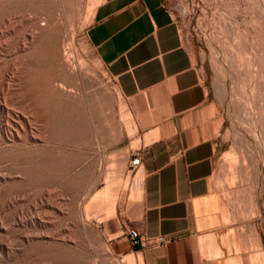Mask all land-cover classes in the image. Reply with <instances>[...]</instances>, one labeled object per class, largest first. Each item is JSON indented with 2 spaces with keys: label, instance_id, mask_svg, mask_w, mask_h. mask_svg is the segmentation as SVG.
I'll return each mask as SVG.
<instances>
[{
  "label": "rangeland",
  "instance_id": "1",
  "mask_svg": "<svg viewBox=\"0 0 264 264\" xmlns=\"http://www.w3.org/2000/svg\"><path fill=\"white\" fill-rule=\"evenodd\" d=\"M98 1L0 0V102L14 106L13 111L32 124L13 141L4 136L5 115L0 114V264H105L104 259L135 264L122 252L126 246L116 242L117 234L108 231L114 226L116 197L130 175L123 145L134 123L129 103L85 45L84 32ZM257 1L264 8V1ZM166 4L206 68L225 117L226 153L217 188L226 191L235 214L255 219L260 226L263 244L251 264H264L263 150L242 120L249 101L255 109V130L260 134L264 127L256 109L264 112L260 72L264 25L255 18V0H166ZM48 22L52 29L47 34L57 39L53 50L58 45L63 51L69 48L73 31L72 56L76 54L70 60L83 61L86 74L80 70L82 63L77 62L80 67L72 63L70 72L60 62L41 61L38 41ZM72 72L77 77L71 80ZM258 81L262 83L257 89ZM32 85L37 86L33 93L28 92ZM42 95L45 104L39 100ZM232 99L240 103V116L230 108ZM233 129L247 134L245 143ZM43 161L54 164L52 180L28 182V171Z\"/></svg>",
  "mask_w": 264,
  "mask_h": 264
},
{
  "label": "crops",
  "instance_id": "2",
  "mask_svg": "<svg viewBox=\"0 0 264 264\" xmlns=\"http://www.w3.org/2000/svg\"><path fill=\"white\" fill-rule=\"evenodd\" d=\"M84 38L133 116L123 151L128 168L133 154L140 163L116 197L113 228L106 224L124 255L135 264H251L263 233L217 188L225 117L166 0H99ZM129 228L166 241L132 246Z\"/></svg>",
  "mask_w": 264,
  "mask_h": 264
},
{
  "label": "bare ground",
  "instance_id": "3",
  "mask_svg": "<svg viewBox=\"0 0 264 264\" xmlns=\"http://www.w3.org/2000/svg\"><path fill=\"white\" fill-rule=\"evenodd\" d=\"M257 0H255V10H256V12H255V18H257V20L262 24V25H264V8L261 6V4L257 1ZM264 1V0H263ZM64 3H65V1H64ZM8 4V3H7ZM50 16V15H49ZM77 16V15H76ZM75 16V17H76ZM74 17V16H73ZM72 17V18H73ZM33 18V17H32ZM52 17H50V21L53 19H51ZM10 22V21H9ZM33 22V21H32ZM47 22V21H46ZM72 23L74 22L73 20L71 21ZM30 23H31V21H30ZM49 23V22H48ZM34 24V23H33ZM50 24H52V23H49V24H46L47 25V28L46 29H42L41 30V32L40 33H42V34H45V36L43 37V39H42V41L40 40V41H38L39 43L41 42V44H40V49H38V51L39 50H41V52L39 53V58L41 59V61L42 62H44L46 65H51V64H53L54 62H60L63 66H67L66 67V70H67V68H68V66H69V68L71 67V65H72V63H73V61H72V63H71V57L72 58H74L73 56H75V54L72 56V52H75L74 51V34H73V31H72V35H71V44H70V47L69 48H67V46H65L67 49H65L64 51L61 49V47H59V45L57 46L58 48H56V50H53V49H51V44L52 43H54V41H55V39L56 38H53V37H49V35L47 34L48 33V31L50 32V30L52 29L51 28V25ZM45 25V24H44ZM53 26V25H52ZM55 26V25H54ZM71 26V25H70ZM8 27V26H7ZM36 27V26H35ZM6 28V27H5ZM9 28V27H8ZM13 28V27H12ZM42 28V27H41ZM44 28V27H43ZM73 28V27H72ZM15 30V29H14ZM35 30V29H34ZM37 32H39V31H37ZM55 32V31H54ZM34 34H35V31L33 32ZM51 33V32H50ZM75 33V32H74ZM33 34V35H34ZM32 36V35H31ZM70 36V35H69ZM22 37H24V36H22ZM39 37V36H38ZM24 39V38H23ZM28 39V38H27ZM26 39V40H27ZM31 39H32V37H31ZM34 40H36V39H34ZM23 42H24V40H22ZM27 41H32V40H27ZM56 41H57V39H56ZM55 41V42H56ZM22 42V43H23ZM28 44H29V42H27V45L25 44V46H28ZM32 44V43H31ZM57 44V43H56ZM66 44V43H65ZM35 45H37V43L35 44ZM69 45V44H68ZM19 46V45H18ZM17 46V47H18ZM22 46V45H21ZM30 46V45H29ZM22 47H24V45L22 46ZM64 47V46H63ZM21 48V47H20ZM23 49H25V48H23ZM33 49H35V48H33ZM32 49V50H33ZM31 50V49H30ZM35 50H37V48L35 49ZM26 52V51H25ZM35 53V52H34ZM35 55V54H34ZM28 56V55H27ZM256 56H258L257 54H256ZM31 57V56H30ZM66 58V59H65ZM77 58V57H76ZM76 58H75V60H76ZM79 58V57H78ZM256 58H258V57H256ZM260 58V57H259ZM71 59V60H70ZM80 60H81V58H79ZM74 60V59H73ZM74 60V61H75ZM79 60V61H80ZM259 61V60H258ZM26 62V61H25ZM66 62H68V63H71L70 65H68V64H65ZM78 62V61H77ZM76 62V63H77ZM27 63V62H26ZM57 63V64H58ZM76 63H73V64H76ZM79 63V62H78ZM78 63H77V65H78ZM80 63H82V66L80 65ZM79 63V65L81 66H79L81 69L80 70H82L83 71V73L84 74H86L87 72H85L84 71V69H83V65L85 64V63H83V61L82 62H80ZM260 63V62H259ZM262 65H263V63H261ZM27 65V64H26ZM262 65H261V69H260V72H261V74H262V76L264 77V65H263V67H262ZM76 66V65H75ZM75 66H73V67H75ZM19 68V67H18ZM71 69V68H70ZM74 70H76V68H73ZM86 69V68H85ZM19 70V69H18ZM65 70V69H64ZM69 70V69H68ZM67 70V71H68ZM70 71V70H69ZM71 71H72V69H71ZM70 71V72H71ZM16 72V71H15ZM17 73H18V71H17ZM35 73V72H34ZM69 73V72H68ZM82 73V74H83ZM72 74V75H71ZM74 73L72 72V73H70V75H68V76H70L69 78H71V77H73V76H75V75H73ZM80 74H81V71H80ZM235 75H236V73H234ZM250 74V73H249ZM261 74H259V75H261ZM16 75V74H15ZM18 75V74H17ZM252 76V75H251ZM28 77V76H27ZM75 77H77V76H75ZM75 77H74V79H75ZM31 78V77H30ZM262 78V77H261ZM11 79V78H10ZM78 79V78H77ZM30 80V79H29ZM71 80H72V78H71ZM70 80V81H71ZM28 81V80H27ZM36 81V80H35ZM66 81V80H65ZM64 81V82H65ZM68 81V80H67ZM76 81V80H75ZM40 82V81H39ZM72 82H74V80L72 81ZM78 83H79V81H77ZM8 83V82H7ZM11 83V82H10ZM74 83H76V82H74ZM257 83H259V84H256L257 86V89H258V87L260 86V83H262L261 81H258ZM69 84V83H68ZM9 84H7V86H8ZM73 85V84H72ZM77 85V84H76ZM61 86H62V83H61ZM61 86H60V89H61ZM74 86V85H73ZM72 86V87H73ZM78 86H79V84H78ZM78 86L76 87V89L78 88ZM9 87V86H8ZM11 87H13L12 85H11ZM39 87V86H38ZM56 87V86H55ZM54 87V88H55ZM63 87V86H62ZM13 88H15V87H13ZM51 88V87H50ZM74 88V87H73ZM255 88V87H254ZM6 89H9V91L11 90V88L9 87V88H6ZM29 91L28 92H31V93H33L34 92V90L35 89H37V86L36 85H32V86H30L29 88ZM65 89V88H64ZM64 89L62 88V92L65 94V92H64ZM256 89V88H255ZM8 91V90H7ZM8 91V92H9ZM61 91V90H60ZM68 91V90H67ZM74 91H75V89H74ZM2 92H3V90H2ZM6 92V91H5ZM15 92V91H14ZM49 92H51V91H49ZM254 92V91H253ZM12 93V92H11ZM11 93H9L10 95H11ZM8 94V95H9ZM27 94H29V93H27ZM67 94V93H66ZM69 94H70V92H69ZM9 95V96H10ZM47 95V94H46ZM46 95H42L41 96V98L39 99L42 103H44L45 104V102H46ZM3 96V95H2ZM6 96H7V93H6ZM58 96V95H57ZM68 96V95H67ZM8 97V96H7ZM11 97V96H10ZM64 98V97H63ZM74 98V97H73ZM5 99V98H4ZM3 99V100H4ZM7 99H9V98H7ZM6 99V100H7ZM35 99V98H34ZM66 99H68V98H66ZM75 99H77V98H75ZM6 100H4V101H6ZM10 101V100H9ZM66 101V100H65ZM73 101H75V100H73ZM243 101V100H242ZM11 102V101H10ZM241 102V101H240ZM11 104H13V103H11ZM41 104V103H40ZM65 104V103H64ZM80 104V103H79ZM239 104L240 103H237L234 99H232L231 100V102H230V108H231V110L235 113V114H237V115H239L240 116V106H239ZM6 105L7 104H5V103H1L0 102V114L2 115V114H4L5 115V122H3L4 124H5V133H4V136L6 137V138H12V140L13 141H15V140H17L18 138H20L21 137V132H22V130H26V128L30 125V123H29V120H28V118L26 117H24V116H22V115H20V114H17V113H15V111H16V109H15V107L13 106V107H9V106H7V107H9L11 110H9L7 107H6ZM14 105V104H13ZM82 105V104H81ZM80 105V106H81ZM38 106V105H37ZM74 106V105H73ZM79 106V107H80ZM41 107V106H40ZM256 107V106H255ZM13 108L15 109V111H13ZM245 109H246V111H245V116L244 115H242V120L246 123L245 125H246V130H247V132H249V134L251 135V137L256 141V143H258L261 147H262V150H263V152H262V154H263V158H264V127H262V129H261V133L260 134H258V132L255 130V127H254V122L256 121V120H254V117H253V113H254V105L252 104V102H249V101H247L246 103H245ZM257 110H258V112H259V116H258V121H260V122H262V123H264L263 122V118H264V112H262L261 111V109L259 108V107H257L256 108ZM41 110V109H40ZM82 110V109H81ZM61 111V110H60ZM30 112V111H29ZM47 112V111H46ZM242 112V111H241ZM22 114V113H21ZM48 114V113H47ZM80 114V113H79ZM82 114V113H81ZM24 115V114H23ZM30 115H31V113H30ZM77 115V114H76ZM255 115V114H254ZM26 116H27V114H26ZM44 116V115H43ZM58 116V115H57ZM61 116V115H60ZM256 116H257V113H256ZM45 117V116H44ZM51 117V116H50ZM2 118V117H1ZM61 118H62V116H61ZM82 118V117H81ZM84 118V117H83ZM46 119V118H45ZM44 119V120H45ZM63 119V118H62ZM61 119V120H62ZM52 120H53V118H52ZM114 120V119H113ZM63 121V120H62ZM30 122H31V119H30ZM59 123V122H58ZM53 124V123H52ZM32 125V124H31ZM31 125L29 126V127H31ZM48 125V124H47ZM60 125V124H59ZM244 125V126H245ZM256 125V124H255ZM261 125V124H260ZM264 125V124H263ZM63 126V125H62ZM1 127V126H0ZM28 127V128H29ZM56 127V126H55ZM51 128V127H50ZM62 128V127H61ZM61 128H60V130H61ZM57 129H58V127H57ZM32 130V129H31ZM79 130V129H78ZM234 130V129H233ZM82 131V130H81ZM81 131H79L80 133H81ZM235 131V133H237L238 134V137L240 138V140H242V141H244V143H245V140L247 139V137H246V135L244 134V133H241V132H237L236 130H234ZM29 132V131H28ZM115 132V131H114ZM30 133V132H29ZM77 133H78V131H77ZM113 133V132H112ZM31 134V133H30ZM26 135V134H25ZM32 135V134H31ZM35 135V134H34ZM61 135V134H60ZM234 135V134H233ZM33 136V135H32ZM77 136V135H76ZM114 136H115V134H114ZM26 137V136H25ZM34 137V136H33ZM235 137V136H234ZM31 138V137H30ZM110 138V137H109ZM22 139V138H21ZM32 139V138H31ZM1 140V139H0ZM26 140V139H25ZM41 140V139H40ZM7 142V141H6ZM26 142V141H25ZM27 142H28V140H27ZM61 142V141H60ZM248 144H249V142H247ZM28 151H26V153H27ZM30 152H31V150H30ZM32 152H34V151H32ZM21 153V152H20ZM30 155V154H29ZM250 156V155H249ZM243 158H245L244 156H243ZM41 162V161H40ZM38 164V163H37ZM53 165L54 164H52V162L50 163V162H48V161H43L40 165H38L37 167L35 166V168L34 169H32V170H30V171H28L29 172V175L27 176V181L28 182H38V181H45V180H49V179H51V177L50 176H53V175H51V172H53L54 170L52 169L53 168ZM233 166V165H232ZM259 168V167H258ZM28 169H29V167H28ZM25 170V169H24ZM53 170V171H52ZM55 173V172H54ZM113 174V173H112ZM55 175V174H54ZM24 176V175H23ZM113 176L115 177V175L113 174ZM10 177V176H9ZM5 178V177H4ZM53 178V177H52ZM52 180V179H51ZM2 183V182H1ZM40 183V182H39ZM1 188V187H0ZM2 189V188H1ZM109 190H111V189H109ZM263 190H264V187H263ZM110 192V191H109ZM111 209H112V207H111ZM114 209V208H113ZM111 213H112V210H111ZM250 215V214H249ZM105 257V256H104ZM104 260H106V262H105V264H114V263H111V262H109V261H107V259H104Z\"/></svg>",
  "mask_w": 264,
  "mask_h": 264
},
{
  "label": "built area",
  "instance_id": "4",
  "mask_svg": "<svg viewBox=\"0 0 264 264\" xmlns=\"http://www.w3.org/2000/svg\"><path fill=\"white\" fill-rule=\"evenodd\" d=\"M140 163V157L138 154H133L129 160V169L134 170L136 166ZM127 236L132 246H149V247H158L162 245L166 238L164 236H157L154 238H144L142 234H140L137 230L133 228H129L127 230ZM120 262H123V259L120 258Z\"/></svg>",
  "mask_w": 264,
  "mask_h": 264
}]
</instances>
